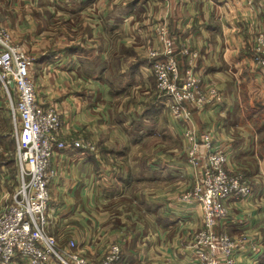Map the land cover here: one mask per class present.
Segmentation results:
<instances>
[{
  "label": "crops",
  "instance_id": "1",
  "mask_svg": "<svg viewBox=\"0 0 264 264\" xmlns=\"http://www.w3.org/2000/svg\"><path fill=\"white\" fill-rule=\"evenodd\" d=\"M160 20L175 57L181 58L182 47L197 51L193 72L222 89L219 104L194 111L186 123L174 120L155 97L147 73V49L163 51L154 33ZM0 21L26 50L38 102L60 112L59 138L68 147L54 152L48 184L51 230L60 246L74 241V251L92 262L117 243L120 264H199L203 251L194 240L203 229L202 211L176 205V195L199 178L185 157L182 131L188 126L215 137L227 152L228 169L249 179L251 195L228 199L229 215L215 230L235 243V264H264V123L247 111L241 91L246 81L262 86L252 101L264 110V70L251 62L264 22L260 0H0ZM188 59L179 63L187 68ZM130 138L137 147L151 142L142 155L145 207L127 212L118 205L108 213L104 180L125 176L122 157ZM79 139L84 146L74 149L71 143ZM4 149L0 139V211L18 175L16 154L10 158ZM217 258L220 264L223 255Z\"/></svg>",
  "mask_w": 264,
  "mask_h": 264
},
{
  "label": "built area",
  "instance_id": "2",
  "mask_svg": "<svg viewBox=\"0 0 264 264\" xmlns=\"http://www.w3.org/2000/svg\"><path fill=\"white\" fill-rule=\"evenodd\" d=\"M260 1L264 9V0ZM154 33L163 51L147 49L151 60L147 73L154 78L157 96L161 97L158 99L166 105L170 116L186 123L194 111L219 104L223 100L220 85L193 72L192 63L199 58L198 52L183 47L178 51L181 58L177 59L168 26L162 20L156 23ZM185 57L189 58L187 68L185 61L179 63ZM251 62L255 69L264 70V22L251 48ZM29 66L23 45L13 41L11 32L0 21V84L8 94L18 169L11 200L0 211V264L18 260L25 264H120L121 249L117 243L111 244L99 261L92 262L74 251V241L60 246L52 233L54 223L48 209L51 162L54 152L67 148L68 144L59 138L62 120L58 109L38 102ZM9 88H13V98ZM182 136L188 144L187 161L199 171V178L178 200L200 205L203 214V229L194 240L195 247L203 251L199 264H218L217 253L223 255L220 264H235L232 259L235 243L226 233H218L215 226L229 215L227 199L251 195L249 179L240 170L224 168L227 152L209 133L199 136L192 127L185 126ZM71 146L75 149L84 145L79 139Z\"/></svg>",
  "mask_w": 264,
  "mask_h": 264
},
{
  "label": "rangeland",
  "instance_id": "3",
  "mask_svg": "<svg viewBox=\"0 0 264 264\" xmlns=\"http://www.w3.org/2000/svg\"><path fill=\"white\" fill-rule=\"evenodd\" d=\"M252 67H254V65ZM2 88L0 89V125H2V127H0V132H1L0 139H1V143L3 144V146L5 148L3 153L7 152V150H8L9 151V157L14 158L15 149L13 152V150L11 149V144H10V141H11V143L14 142V139L10 138L11 133L13 131L11 123L13 124V122H11V118H10V116H8L9 115L8 94ZM262 88H263L262 86H259L255 83L248 82V81L241 84L242 95H245L246 97H248V106H246V109H247V111H251L252 113L255 112L256 119L263 118L262 120L259 121L260 124L264 123L263 106L260 105V103H254L252 100H254L255 94L258 95L262 91ZM9 93H10L11 97L13 98V88H9ZM155 97L161 99V97H158L157 95ZM239 100L241 103L243 101V97H242V99H239ZM16 125L19 128V125L18 124H16ZM13 126H14V124H13ZM258 126H259V124L255 127L257 128ZM11 129H12V131H10ZM4 134L7 135V138L4 136L2 137V135H4ZM20 135L21 134H19V136ZM26 136H27V134H24V137H26ZM152 140H158V136L155 135V137H153ZM132 141L133 140H131V138L128 140L127 154H126V156L122 157L125 161L123 163V167L125 169L122 170L124 172L125 176L119 175L116 178H113V179L107 178L106 180H104L105 183L109 184V186H107L105 188V191L108 190V192H105V195H107V197H109V202L107 203V205L104 206V211H106L108 213L114 212L115 208H117L118 205H122L123 209H125L127 212H130V209L134 205L137 208L139 207L138 205L143 206V208L145 207V201H146L145 196H147V195L145 192H142V189L147 188V182H148L146 180V177H147L146 176V174H147V159H146V156H142V155L147 154L148 145H150L151 142H145V144L143 146L137 147L138 143H132ZM145 141H147V140H145ZM131 143L133 144V146L130 145ZM191 166H192V168H194V170H196L199 173V171L193 165H191ZM224 168L226 170H229L226 165L224 166ZM197 179L198 178L196 177L195 181H193V184L187 190L176 195V205L177 206L186 208V207H189L190 205H198L196 203H194V204H183V203L179 202V200H178L182 194L187 193L193 187V185L195 184ZM148 185H150V184H148ZM181 205H183V206H181ZM198 206L200 207V205H198Z\"/></svg>",
  "mask_w": 264,
  "mask_h": 264
},
{
  "label": "bare ground",
  "instance_id": "4",
  "mask_svg": "<svg viewBox=\"0 0 264 264\" xmlns=\"http://www.w3.org/2000/svg\"><path fill=\"white\" fill-rule=\"evenodd\" d=\"M25 139H27V136L25 137Z\"/></svg>",
  "mask_w": 264,
  "mask_h": 264
},
{
  "label": "trees",
  "instance_id": "5",
  "mask_svg": "<svg viewBox=\"0 0 264 264\" xmlns=\"http://www.w3.org/2000/svg\"><path fill=\"white\" fill-rule=\"evenodd\" d=\"M259 121H260V120H259ZM259 121H258V122H259Z\"/></svg>",
  "mask_w": 264,
  "mask_h": 264
}]
</instances>
